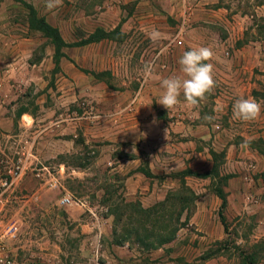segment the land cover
Wrapping results in <instances>:
<instances>
[{
	"label": "rangeland",
	"instance_id": "374dc122",
	"mask_svg": "<svg viewBox=\"0 0 264 264\" xmlns=\"http://www.w3.org/2000/svg\"><path fill=\"white\" fill-rule=\"evenodd\" d=\"M3 1L35 43L31 71L5 107L16 126L19 110L34 111L26 139L44 144L0 198L15 264H264V0H63L52 11L45 0ZM31 12L59 25L65 44L88 47H62L55 58ZM198 47L213 53L216 87L198 107L181 95L168 111L157 103L161 81L182 76L180 57ZM238 99L259 102V118L235 119ZM132 122L142 129L128 133ZM44 167L57 188L36 176ZM138 168L154 178L131 196ZM65 197L99 220L61 205Z\"/></svg>",
	"mask_w": 264,
	"mask_h": 264
},
{
	"label": "crops",
	"instance_id": "0c3cea01",
	"mask_svg": "<svg viewBox=\"0 0 264 264\" xmlns=\"http://www.w3.org/2000/svg\"><path fill=\"white\" fill-rule=\"evenodd\" d=\"M10 9H11L10 7L9 8L7 7V1L0 2V153L1 154L4 153L6 149L13 148L17 144H22L27 141L29 142V140L26 139V134L35 125L34 116H33L34 111L29 112L28 110H25L20 116L19 125L16 126L14 125V119H13V117H15L16 115H14L13 112H11L7 107H5V105L17 99V94L21 87L16 82L18 81L19 76L24 72V70H27L28 73L31 71L29 68L25 67L26 65L25 62H27L28 59H31L33 50L35 48L34 41L31 39L30 36H28L29 30L24 29V27H23L24 30L22 28L18 29L16 27L17 24L15 23L16 22L15 16L13 13H11ZM84 15L86 16V18L90 19L89 15L86 14ZM43 16L46 17L49 23V19H48L49 17L46 16V14H43ZM18 25L22 27V25L20 24ZM53 27L55 29L58 28L59 33L62 34V30L59 27V25ZM17 30L21 32L20 35L17 33ZM86 47L88 46H81L78 48H86ZM69 58H71V56H69ZM28 66L30 67L29 64ZM44 87L45 84L40 86V88H44ZM41 111L44 112L45 110L41 109ZM47 115H49V113ZM15 127L16 128L18 127V135H14ZM47 127H48L47 130H49L50 125H48ZM142 127L143 125L141 126L140 124H136L135 122H132L131 125L127 126V132L130 133L136 131L137 129L141 130ZM143 131H145L144 128ZM32 144L44 146V144L38 142L37 139L36 140L34 139ZM141 147H144L145 148L144 151H146L147 149L146 146L141 145ZM129 149H131L132 151L133 147H130ZM136 154L138 155L137 151ZM146 155L148 156L149 154ZM150 158H152V155L149 157V161H151ZM135 160H138V158L137 159L134 158L132 161L134 162ZM144 179L145 177L143 176V174L137 172L129 176L128 178L129 184L130 186L132 185V187L129 188L130 189L129 195L131 196L136 195L139 189L140 190L144 189L141 186L142 180ZM142 194L146 195L145 193ZM158 197H160V194H155V193L149 196V198L151 199H158ZM196 205L197 207L198 206L200 207L201 202H199ZM199 207L197 210L200 211ZM247 208L248 205H246V209Z\"/></svg>",
	"mask_w": 264,
	"mask_h": 264
},
{
	"label": "clouds",
	"instance_id": "9594fccd",
	"mask_svg": "<svg viewBox=\"0 0 264 264\" xmlns=\"http://www.w3.org/2000/svg\"><path fill=\"white\" fill-rule=\"evenodd\" d=\"M63 0H45V7L52 11L62 6ZM160 33L155 29L151 33V38L155 41L159 39ZM213 53L207 47H198L185 51L178 63L182 76H172L161 81L163 93L157 101L165 109L172 110L181 103V95L184 102L192 108H196L204 101L207 95L211 94L216 87L213 75V64L208 62L212 59ZM261 104L254 99H238L232 108L235 119L252 122L259 118ZM155 118L153 123H155ZM249 142L241 143V149H248ZM132 152H136L133 146Z\"/></svg>",
	"mask_w": 264,
	"mask_h": 264
},
{
	"label": "built area",
	"instance_id": "2783aa9c",
	"mask_svg": "<svg viewBox=\"0 0 264 264\" xmlns=\"http://www.w3.org/2000/svg\"><path fill=\"white\" fill-rule=\"evenodd\" d=\"M32 147L33 144L31 142H25L22 144H17L13 149L15 150V153L11 156H7L4 153L0 156V198L2 195H4L9 188H11L15 182H17L19 179L22 178V176L27 171V165L34 164L37 161L34 155L32 154ZM29 161L31 163H29ZM34 171H36L34 169ZM39 171H42V173L48 174L47 179V185L50 189L57 188L58 186V180L54 178V176L51 175L48 168L44 167L41 170L36 171L37 175H39ZM61 205H75L77 207H80L81 209H84L85 211H88L93 217L97 218V215L92 212L91 209H88L87 205L83 203L82 201L74 200L70 197H65L61 200ZM1 201H0V212L2 210L1 208ZM103 211L107 212L106 209H103ZM16 237V232L12 229H2L1 223H0V264H15V259L11 253L10 250V242Z\"/></svg>",
	"mask_w": 264,
	"mask_h": 264
},
{
	"label": "trees",
	"instance_id": "16d2710c",
	"mask_svg": "<svg viewBox=\"0 0 264 264\" xmlns=\"http://www.w3.org/2000/svg\"><path fill=\"white\" fill-rule=\"evenodd\" d=\"M30 16H31L30 17L31 24L35 26L36 30L38 32L43 33L47 38L53 39V42L56 46L55 58L59 57L60 49L62 47H64V48H72L73 47L74 48V47H81L84 45V43L83 44H75V45L65 44L63 42L61 36H60L58 29H55V28L51 27L49 24H47V22L44 18H39V17L37 18V15L34 12H31ZM117 29H118V27H117ZM55 67L56 68L59 67V62L56 59H55ZM24 111H25L24 109L19 110L17 117L20 118L21 114ZM136 172L143 174V176L147 179H153L154 178V176L152 175V173L150 172L149 169L138 168L136 170ZM217 197L222 201L221 208L219 211V218H220V222L224 228V231L226 232L227 231V224H226V220H225V216H224V209L226 208V205H227L226 197L221 191L217 192Z\"/></svg>",
	"mask_w": 264,
	"mask_h": 264
}]
</instances>
